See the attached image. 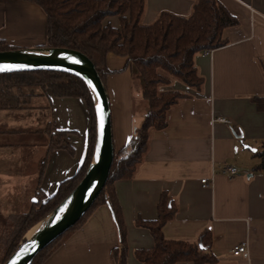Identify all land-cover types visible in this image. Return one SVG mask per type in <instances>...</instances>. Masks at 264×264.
I'll return each instance as SVG.
<instances>
[{"label":"crops","instance_id":"0c3cea01","mask_svg":"<svg viewBox=\"0 0 264 264\" xmlns=\"http://www.w3.org/2000/svg\"><path fill=\"white\" fill-rule=\"evenodd\" d=\"M217 1L237 25L223 31L225 46L194 56L204 80L201 90L177 81L161 89L187 97L170 109L164 129L150 133L134 177L114 183L126 229V264H140L134 252L152 248L148 230L136 222L156 219L162 193L176 207L173 219L162 227L166 239L194 242L209 229L214 264H264V171L254 170L264 145V112L252 102L264 97V0ZM191 8V0H145L142 24H151L164 11L188 16ZM108 23L120 28L118 17L105 19ZM0 40L18 49L44 46L43 10L27 0H0ZM125 61L109 54L106 67L111 74L102 82L114 151L126 145L146 113ZM29 103L0 111V217L5 222L0 236L10 217L12 190L22 192L19 205L24 212L17 214L26 213L73 176L86 154L90 120L82 100L56 98L46 91ZM48 125L52 133H66L73 155L65 149L48 154ZM225 167L235 168L236 174L221 173ZM202 179L209 185L202 186ZM242 244L246 255L234 257L232 249ZM118 247L110 209L100 206L43 264H116L113 249Z\"/></svg>","mask_w":264,"mask_h":264},{"label":"trees","instance_id":"16d2710c","mask_svg":"<svg viewBox=\"0 0 264 264\" xmlns=\"http://www.w3.org/2000/svg\"><path fill=\"white\" fill-rule=\"evenodd\" d=\"M27 1L40 7L46 17V40L44 46L40 47L66 49L82 54L92 62L102 82L111 74L106 67V57L113 54L125 58L124 69L129 70L146 106L142 124L134 130L124 147L114 151L107 179L92 206L72 228L43 248L31 264H43L100 206L110 209L117 228L119 247L113 249L114 260L116 264H126V229L114 183L134 177L146 152L150 133L164 129L170 109L187 97L177 91L161 89L178 80L190 89L201 90L204 80L194 66V56L225 46L223 31L236 26L237 21L217 0H191L190 15L180 16L164 11L149 25L142 24L145 0ZM110 17L119 18L120 28H114L109 23L104 24L105 19ZM16 49L18 48L0 40V52ZM25 89L32 92L37 89L42 92L49 90L56 98H76L85 103L90 120L86 154L76 173L63 180L52 196L45 201L38 199L26 213L9 217L0 236V264L9 259L24 235L35 224L75 190L89 167L95 144L94 104L82 80L69 73L54 70L2 73L0 111L22 108L25 100H21V97ZM24 96L31 99L34 95L29 93ZM252 102L258 111L264 112V97H254ZM58 134L60 138L67 136L65 132ZM59 140L50 141L48 154L56 149H65L73 155L74 150L69 141L65 139L61 144ZM256 156L260 159V164L254 170L264 171V145ZM156 209L155 220L136 222L138 226L148 230L153 240L151 249L134 252L140 264L216 262L209 251L212 245L209 229L202 230L194 242L168 240L162 234V227L176 213L173 199L162 193Z\"/></svg>","mask_w":264,"mask_h":264},{"label":"water","instance_id":"95a60500","mask_svg":"<svg viewBox=\"0 0 264 264\" xmlns=\"http://www.w3.org/2000/svg\"><path fill=\"white\" fill-rule=\"evenodd\" d=\"M72 53L84 59L83 64L74 63L65 57ZM0 66L11 68L10 71L54 70L66 72L79 78L87 86L95 109L96 137L89 167L75 190L50 214L34 227H39L38 235L33 239L22 238L17 249L4 264H31L33 258L46 246L61 237L72 228L92 206L101 192L108 176L114 149L111 139V119L108 97L105 87L94 67L82 54L66 49L34 47L0 52ZM94 92V94H93ZM101 109L98 113L97 107ZM103 116V131L100 128V115ZM77 194L74 208L63 207L64 203ZM64 211L61 212L60 209ZM57 217H59L57 219Z\"/></svg>","mask_w":264,"mask_h":264},{"label":"rangeland","instance_id":"374dc122","mask_svg":"<svg viewBox=\"0 0 264 264\" xmlns=\"http://www.w3.org/2000/svg\"><path fill=\"white\" fill-rule=\"evenodd\" d=\"M177 82H179L178 80H176ZM179 83H181V82H179ZM49 92L50 93V91L49 90H45V91H40V90H34L33 92L32 91H30V89H25L24 90V92H23V95H22V97H21V100H25V104L23 105V107L24 106H26V105H28V104H31V103H29V100L30 99H28L26 96H24V95H27V94H29V93H33V95L35 96L36 94H41V93H45V92ZM25 98H24V97ZM33 98V97H32ZM33 114L34 115H36V116H40V115H43L44 113H40V112H36V111H34L33 112ZM45 115V114H44ZM46 130L48 131V134H49V139H51V140H54V141H56L57 139H60L59 141H60V143L62 144L63 142H64V140L66 139V137H61L60 138V136H59V132H54V133H52V127H50L49 125L48 126H46ZM50 140V141H51ZM21 194H22V192L21 191H19V190H12L11 191V202H12V205H11V211H10V215H8V217L9 216H13V215H15V214H17V213H22V212H24L23 211V209L21 208V206L19 205V202L22 200L21 199ZM28 201V200H27ZM29 203V202H28ZM3 226H5V222H4V220H3V218L2 217H0V228H2Z\"/></svg>","mask_w":264,"mask_h":264},{"label":"bare ground","instance_id":"6f19581e","mask_svg":"<svg viewBox=\"0 0 264 264\" xmlns=\"http://www.w3.org/2000/svg\"><path fill=\"white\" fill-rule=\"evenodd\" d=\"M65 57H67L68 59L72 60V61H78L79 64H83L84 63V59L75 55V54H72V53H65L64 54ZM94 94V92H93ZM76 202H77V194H73L63 205V207H67V208H74L75 205H76ZM40 229L39 227H34L32 230H30L25 239H33L35 238L38 233H39Z\"/></svg>","mask_w":264,"mask_h":264},{"label":"built area","instance_id":"2783aa9c","mask_svg":"<svg viewBox=\"0 0 264 264\" xmlns=\"http://www.w3.org/2000/svg\"><path fill=\"white\" fill-rule=\"evenodd\" d=\"M251 12L253 13V11H251ZM204 53H206V52H204ZM221 173L227 174L229 176H233L236 174V169L233 167H225L221 170ZM200 182H201L202 186H204V187L209 185L207 179H202ZM231 253L234 257L246 255V253H247L246 245L242 244V245L234 247L232 249Z\"/></svg>","mask_w":264,"mask_h":264},{"label":"snow or ice","instance_id":"6c2138e0","mask_svg":"<svg viewBox=\"0 0 264 264\" xmlns=\"http://www.w3.org/2000/svg\"><path fill=\"white\" fill-rule=\"evenodd\" d=\"M73 62H74V63H78V61H73ZM10 70H12V69L9 68V67H6V66H0V72H3V71H10ZM97 111H98V113L101 112V109L99 108V106L97 107ZM103 126H104V122H103V116H102V114H101V115H100V128H101V131H103ZM253 151H255V150L253 149ZM60 211L63 212L64 209L61 208ZM58 218H59V217H57V219H58Z\"/></svg>","mask_w":264,"mask_h":264}]
</instances>
